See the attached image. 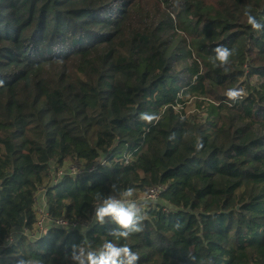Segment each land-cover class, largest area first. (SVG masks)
<instances>
[{
  "label": "trees",
  "instance_id": "obj_1",
  "mask_svg": "<svg viewBox=\"0 0 264 264\" xmlns=\"http://www.w3.org/2000/svg\"><path fill=\"white\" fill-rule=\"evenodd\" d=\"M245 13L264 24V0H0V247L31 235L0 264L99 249L112 185L144 205L138 264H264V30ZM232 87L246 96L229 101ZM79 166L98 172L64 173ZM41 191L51 222L93 227L40 235Z\"/></svg>",
  "mask_w": 264,
  "mask_h": 264
},
{
  "label": "clouds",
  "instance_id": "obj_2",
  "mask_svg": "<svg viewBox=\"0 0 264 264\" xmlns=\"http://www.w3.org/2000/svg\"><path fill=\"white\" fill-rule=\"evenodd\" d=\"M247 23L251 28L260 32L264 30V24H261L251 13H245ZM232 50L225 46L215 48V61L225 72L230 71V58ZM225 95L228 100L235 103L246 96L243 88H229ZM148 124L158 123L161 116L155 113H141L139 117ZM203 147L198 143L197 149ZM112 192L115 194L106 197H98L95 205L94 220L104 225L109 220L117 227L112 229L108 235L111 240H105L99 249L85 248L82 245H74L71 252L73 264H138L139 254L132 250L127 241L135 233L142 231V222L145 219L144 205L136 197L134 188L120 190L116 185H112ZM124 241V243H120ZM189 259L195 257L189 255ZM17 264H34L32 260L20 259Z\"/></svg>",
  "mask_w": 264,
  "mask_h": 264
},
{
  "label": "built area",
  "instance_id": "obj_3",
  "mask_svg": "<svg viewBox=\"0 0 264 264\" xmlns=\"http://www.w3.org/2000/svg\"><path fill=\"white\" fill-rule=\"evenodd\" d=\"M75 170H82L83 171L80 174V176H89L92 174H96L98 172V169L96 166H93L91 168H85L83 166H79V167H69L65 170L64 173H67L73 177H80V176L72 175L71 171H75ZM162 191H163L162 187L150 191L146 200L151 202L150 200H148V197H150V196H152V197H150V198H152V200H157L158 196L160 195V193ZM44 194H45V191H41L38 194H36L33 198L35 212H36L37 217H38V228L40 229V232H39L40 235L43 234L41 232L44 229V227L48 224H53L54 226L63 227L64 229H71V230H76L78 228H85L88 231L93 227V225H94L93 221H91L87 224H80V223H73V224L70 223L69 224L63 220L51 222V219L47 213V206L45 203ZM96 223H98V222H96ZM21 236L31 237V235L26 230H12L11 231L8 238L6 239L7 244L0 247V259H2V257L5 255L4 254L5 251L8 250L9 247H12L18 241V238Z\"/></svg>",
  "mask_w": 264,
  "mask_h": 264
},
{
  "label": "rangeland",
  "instance_id": "obj_4",
  "mask_svg": "<svg viewBox=\"0 0 264 264\" xmlns=\"http://www.w3.org/2000/svg\"><path fill=\"white\" fill-rule=\"evenodd\" d=\"M198 1H199L201 4H204V3H205V0H198ZM182 32H183L184 35L186 36V33H185L184 28H182ZM194 107H195V106H194ZM194 107H192V108H194ZM84 171H85V170H84ZM82 172H83L82 170L71 171L72 175H74V176H80V174H81ZM150 197H152V196H150ZM150 197H148V200H150V201H151L152 203H154V204H157V203H158V200H152V198H150ZM47 226H48V225H46V226L44 227V229L42 230L41 233L46 232ZM36 238H39V237H36Z\"/></svg>",
  "mask_w": 264,
  "mask_h": 264
},
{
  "label": "water",
  "instance_id": "obj_5",
  "mask_svg": "<svg viewBox=\"0 0 264 264\" xmlns=\"http://www.w3.org/2000/svg\"><path fill=\"white\" fill-rule=\"evenodd\" d=\"M239 209V208H238Z\"/></svg>",
  "mask_w": 264,
  "mask_h": 264
}]
</instances>
